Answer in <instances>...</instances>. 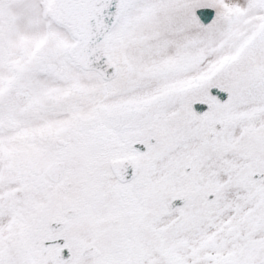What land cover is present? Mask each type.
<instances>
[{
	"label": "snow or ice",
	"instance_id": "6c2138e0",
	"mask_svg": "<svg viewBox=\"0 0 264 264\" xmlns=\"http://www.w3.org/2000/svg\"><path fill=\"white\" fill-rule=\"evenodd\" d=\"M0 264H264V0H0Z\"/></svg>",
	"mask_w": 264,
	"mask_h": 264
}]
</instances>
